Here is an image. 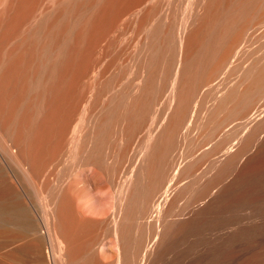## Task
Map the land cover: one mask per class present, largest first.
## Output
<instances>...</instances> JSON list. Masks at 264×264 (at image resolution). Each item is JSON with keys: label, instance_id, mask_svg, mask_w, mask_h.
<instances>
[{"label": "bare ground", "instance_id": "obj_1", "mask_svg": "<svg viewBox=\"0 0 264 264\" xmlns=\"http://www.w3.org/2000/svg\"><path fill=\"white\" fill-rule=\"evenodd\" d=\"M34 2L0 0L6 263L264 264V0Z\"/></svg>", "mask_w": 264, "mask_h": 264}, {"label": "rangeland", "instance_id": "obj_2", "mask_svg": "<svg viewBox=\"0 0 264 264\" xmlns=\"http://www.w3.org/2000/svg\"><path fill=\"white\" fill-rule=\"evenodd\" d=\"M34 1L35 2L33 3V6H32V14H33V16H34V14L37 15V12H41V10H46V9H44L46 7L48 9V7H50L52 5L51 3H54L57 0H42V1L41 0H34ZM42 6H44V7H42ZM83 168H84V170L82 169L83 170V175L86 176L88 182H91L90 184L95 183L96 186H102V181L98 177L97 174H95L90 168H88L86 166L83 167ZM90 184L87 183V185H84V187L87 190H89V192L95 194V199L97 201H99V203L105 205L103 207H105V209H106L108 207L109 201H110L109 192L106 189H96L94 187L92 188L90 186ZM87 212H89V211H87ZM89 213H94V215H96V214H101L102 212H89ZM0 223L1 224H6L3 221H0ZM103 245L104 246H102L103 248L101 250H103V251H101V255L103 253V256L105 258L112 257L114 255V253H115L114 244L111 241H108V240L105 241L104 240V244ZM10 250H11L10 247H4V248L0 249V264H7L6 262L10 261L11 257L8 255Z\"/></svg>", "mask_w": 264, "mask_h": 264}]
</instances>
